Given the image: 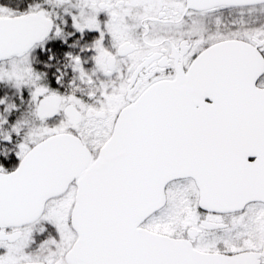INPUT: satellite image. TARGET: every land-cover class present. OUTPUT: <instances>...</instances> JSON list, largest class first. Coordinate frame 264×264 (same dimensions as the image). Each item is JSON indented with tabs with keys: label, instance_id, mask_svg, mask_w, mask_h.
Here are the masks:
<instances>
[{
	"label": "snow or ice",
	"instance_id": "1",
	"mask_svg": "<svg viewBox=\"0 0 264 264\" xmlns=\"http://www.w3.org/2000/svg\"><path fill=\"white\" fill-rule=\"evenodd\" d=\"M0 264H264V0H0Z\"/></svg>",
	"mask_w": 264,
	"mask_h": 264
}]
</instances>
